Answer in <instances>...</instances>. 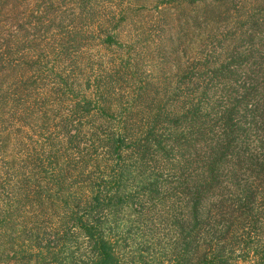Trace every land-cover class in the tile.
Returning a JSON list of instances; mask_svg holds the SVG:
<instances>
[{"label": "trees", "instance_id": "16d2710c", "mask_svg": "<svg viewBox=\"0 0 264 264\" xmlns=\"http://www.w3.org/2000/svg\"><path fill=\"white\" fill-rule=\"evenodd\" d=\"M48 1L41 16L8 19L4 34L22 4L0 0V264L19 253L3 244L5 228L38 239L62 201L64 236L87 240L83 264H132L126 214L146 205L174 237L169 260L157 251L153 264L264 262V0H118L100 7L106 19L84 14L90 0ZM169 9L182 13L168 22ZM152 10L164 18L148 24L155 41L137 25L134 42L119 40ZM93 44L127 52L110 62L115 86L96 76L88 99L77 56ZM154 45L153 63L178 71L172 92L143 69ZM62 60L75 66L63 72Z\"/></svg>", "mask_w": 264, "mask_h": 264}, {"label": "rangeland", "instance_id": "374dc122", "mask_svg": "<svg viewBox=\"0 0 264 264\" xmlns=\"http://www.w3.org/2000/svg\"><path fill=\"white\" fill-rule=\"evenodd\" d=\"M69 1V0H67ZM74 3L78 2L79 0H72ZM118 0H90L89 6L90 9L87 10V12H84V14H87L88 16L96 15V13L99 10L102 5H114L115 2ZM130 0H124L121 3H127ZM138 0H134V2H137ZM145 1V0H144ZM143 1V2H144ZM155 0H148L150 3V6L153 5ZM87 2V0H85ZM22 4L20 9H17L16 12L12 13L9 12V17H5L3 19L4 23L6 24L3 27L4 34H10L11 28L9 26L13 25L11 20H8L12 18L13 16H18V20H23L25 23L28 18L31 16H41V11H44L46 8L49 7V1L48 0H20L19 2ZM71 6V5H69ZM79 4L72 5L71 10L75 12L76 14H80L81 10L79 9ZM154 6V5H153ZM41 11H38V8ZM163 8V7H161ZM166 9V8H165ZM91 10V11H90ZM170 12L167 14H163L164 18L169 22L170 20L177 19V16L182 13L180 11L176 15H174V11L169 9ZM14 11V10H13ZM90 11V12H89ZM89 12V13H88ZM103 12V11H101ZM100 12V19H106L107 16L102 14ZM43 15H45L44 12H42ZM1 16V14H0ZM99 17V16H98ZM33 18V17H32ZM164 18H158V12L153 11L148 14L142 15L140 17H136V20L134 22H131L127 27H125L124 31L120 34L119 40L123 43H126L129 39L133 40L135 37V34H138L136 31H132L133 26H146L144 27V30L146 31L147 39L156 40L153 38L155 34L148 31L147 27L148 24H155L159 22H164ZM45 23V22H44ZM19 24V23H18ZM20 25V24H19ZM43 29L44 24H43ZM44 32V30H43ZM132 34H129V33ZM158 41V40H157ZM164 42L167 40L163 39ZM134 42V40H133ZM163 42V43H164ZM96 44H93L88 51L85 54L84 49L82 52H84L83 56H77L79 58L78 62H81L82 64L81 69L84 70V75H80V78H82L84 81L83 85L79 87V94H86L88 99H94L93 94L95 90L97 89V84H95L96 76H101L100 80V86L102 89H105V86H108L109 84H112L115 86L114 83H110L108 80V76L106 77V74L110 73L109 70L110 62L115 61L118 62V64L124 62L126 60L125 54L127 51L123 52V50L112 47L110 49H104L101 50ZM157 50L155 45L152 46L150 49L146 50L143 55V69L148 72V74H151L154 72L155 79L161 80L163 85L165 82L167 85H164L166 87V91L172 92L175 88L174 84L178 80L177 74L178 71L175 70L172 66L168 70L164 69L162 67L161 63H153V59H150L152 55H157ZM48 68H50L51 64H47ZM70 60L63 61L61 64V71L66 72L70 70L72 67H74ZM154 66H160L158 71H154ZM77 71V69H76ZM106 72V73H105ZM78 74V71H77ZM28 77V75H26ZM167 77H170L169 79H166ZM142 77H138L140 80ZM75 79H78L77 77ZM80 79L79 81L81 82ZM129 84L123 83L122 86H128ZM168 86V87H167ZM162 88V87H161ZM77 89V88H76ZM78 91V90H77ZM71 102V101H69ZM71 105H67L66 108L69 110ZM102 107L105 108L107 111L110 110V103H102ZM66 111V110H65ZM112 113L117 112V109L114 108L110 110ZM145 210L143 212V215L137 214L134 212H128L126 214V217H128V222L126 224L128 228V233L123 234L124 239L126 241V247L121 248L123 250V256L126 258L127 261L132 264H153L152 263V255L159 251L162 253L165 252L164 256L166 257L164 260H169L170 254L166 251L169 250V240H174L173 236H169L168 231L165 229L164 224L167 222V220H164L161 218V215L159 212H156L154 210H151V205H146ZM150 210H147V209ZM48 212H54L55 217L47 222L46 234H43L44 231L40 234L38 239L33 238L31 241H25L20 236V230L17 229L18 225L13 226L9 225L5 229V234L3 237V244L5 245H14V248L18 253L15 258L13 259H5L3 260V264H83L84 263V254L85 250L87 248V240L82 235H77L76 233H67L65 235V228H66V222L63 218V215H65V212H67V208L65 207L63 201L49 204L47 207ZM16 227V229H15ZM15 229V230H14ZM10 234H13V238H10ZM74 242L73 248L71 249V242ZM150 248V251L144 250L143 248ZM141 250H144L142 253ZM28 251V254L26 253ZM75 252L72 254L71 252ZM78 252V253H77ZM243 259L239 260L237 264H263L264 262L262 260H259V256L257 259L255 256H251L250 258L242 257ZM261 258V255H260ZM149 260V262H148ZM154 264H159L157 261ZM161 264H169L168 261L162 262Z\"/></svg>", "mask_w": 264, "mask_h": 264}]
</instances>
